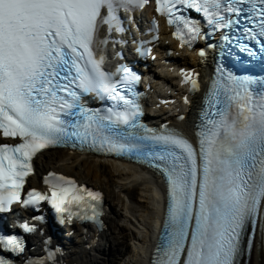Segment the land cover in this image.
<instances>
[{
	"label": "snow or ice",
	"instance_id": "6c2138e0",
	"mask_svg": "<svg viewBox=\"0 0 264 264\" xmlns=\"http://www.w3.org/2000/svg\"><path fill=\"white\" fill-rule=\"evenodd\" d=\"M157 16L201 64L212 58L203 84L180 69L196 94L186 127L143 122L125 62L129 43L151 55ZM67 148L159 178L148 264H264V0H0V220L13 230L0 232V264H75L45 234V208L102 229L101 192L55 171L31 186L35 160Z\"/></svg>",
	"mask_w": 264,
	"mask_h": 264
},
{
	"label": "bare ground",
	"instance_id": "6f19581e",
	"mask_svg": "<svg viewBox=\"0 0 264 264\" xmlns=\"http://www.w3.org/2000/svg\"><path fill=\"white\" fill-rule=\"evenodd\" d=\"M170 78L173 77L170 76ZM192 113L191 111L188 113L187 118L180 123L181 126L186 127L187 122L192 119ZM51 168L75 175L106 192L110 209L106 219L108 229L100 235L99 242L104 240L111 242V239L118 241L114 234L115 229L120 226L117 221L124 220L125 226L129 228L133 226L137 230L135 231V240L138 244V250L125 264H143V255L145 256L148 252L151 232L156 224V214L159 212L157 203L159 178L151 173L149 176L138 166L123 161L90 158L70 154L64 150L44 153L41 163L38 162V174ZM115 201L117 202L114 203ZM138 232L143 233L142 236ZM102 242L90 250L106 253L108 249ZM89 244H91V239L79 245L80 253L75 252L70 255L75 264H87L84 263L83 255L88 254L86 246ZM98 263L101 262L90 260V264Z\"/></svg>",
	"mask_w": 264,
	"mask_h": 264
},
{
	"label": "rangeland",
	"instance_id": "374dc122",
	"mask_svg": "<svg viewBox=\"0 0 264 264\" xmlns=\"http://www.w3.org/2000/svg\"><path fill=\"white\" fill-rule=\"evenodd\" d=\"M109 201L111 202L110 198ZM116 202L117 201H115L114 203ZM117 222L120 226H118L119 228L115 229L114 234L118 238V241H114L111 239V242H107L106 240H104L102 243L108 249L106 253L88 250V254H86V256L83 255V259L85 260L84 263L90 264V260H94L99 261L103 264H125L130 261L131 255H134L138 250V244L135 240V231L137 230L133 226L132 228L125 226L126 222L124 220ZM138 233L140 234V236H142L143 234H141L140 232Z\"/></svg>",
	"mask_w": 264,
	"mask_h": 264
}]
</instances>
